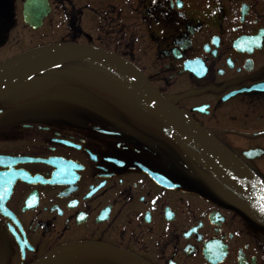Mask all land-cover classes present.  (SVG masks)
<instances>
[{"label": "flooded vegetation", "instance_id": "obj_1", "mask_svg": "<svg viewBox=\"0 0 264 264\" xmlns=\"http://www.w3.org/2000/svg\"><path fill=\"white\" fill-rule=\"evenodd\" d=\"M0 264H264V0H0Z\"/></svg>", "mask_w": 264, "mask_h": 264}, {"label": "water", "instance_id": "obj_2", "mask_svg": "<svg viewBox=\"0 0 264 264\" xmlns=\"http://www.w3.org/2000/svg\"><path fill=\"white\" fill-rule=\"evenodd\" d=\"M80 47L57 49L41 53L0 69V94L24 79L70 59L81 57Z\"/></svg>", "mask_w": 264, "mask_h": 264}, {"label": "snow or ice", "instance_id": "obj_3", "mask_svg": "<svg viewBox=\"0 0 264 264\" xmlns=\"http://www.w3.org/2000/svg\"><path fill=\"white\" fill-rule=\"evenodd\" d=\"M261 210L264 211V207H262Z\"/></svg>", "mask_w": 264, "mask_h": 264}]
</instances>
